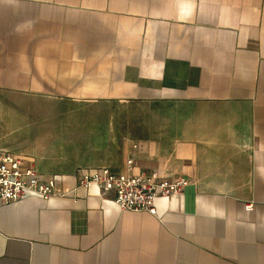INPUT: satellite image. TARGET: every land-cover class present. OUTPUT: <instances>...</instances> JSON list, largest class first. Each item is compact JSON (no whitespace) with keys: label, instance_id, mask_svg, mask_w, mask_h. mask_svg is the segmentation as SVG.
<instances>
[{"label":"crops","instance_id":"1","mask_svg":"<svg viewBox=\"0 0 264 264\" xmlns=\"http://www.w3.org/2000/svg\"><path fill=\"white\" fill-rule=\"evenodd\" d=\"M0 149L57 193L0 208V264H264V0H0ZM128 160L188 185L76 187Z\"/></svg>","mask_w":264,"mask_h":264},{"label":"built area","instance_id":"2","mask_svg":"<svg viewBox=\"0 0 264 264\" xmlns=\"http://www.w3.org/2000/svg\"><path fill=\"white\" fill-rule=\"evenodd\" d=\"M127 172L115 174L107 168L79 175L77 188L97 187L113 191L114 203L121 211L156 214L155 200L182 195L188 181L170 179L159 171L133 174L132 161H127ZM56 178L43 180L33 165H26L18 155L0 149V208L27 197L48 200L57 195ZM65 195V194H58ZM247 210L252 204L245 205Z\"/></svg>","mask_w":264,"mask_h":264}]
</instances>
